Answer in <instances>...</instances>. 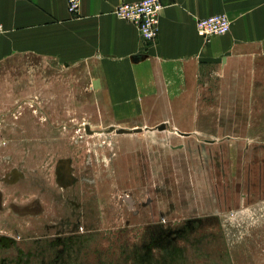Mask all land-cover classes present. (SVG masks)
I'll return each mask as SVG.
<instances>
[{"label":"rangeland","instance_id":"1","mask_svg":"<svg viewBox=\"0 0 264 264\" xmlns=\"http://www.w3.org/2000/svg\"><path fill=\"white\" fill-rule=\"evenodd\" d=\"M75 60L0 63V264H264V90L159 130Z\"/></svg>","mask_w":264,"mask_h":264},{"label":"crops","instance_id":"2","mask_svg":"<svg viewBox=\"0 0 264 264\" xmlns=\"http://www.w3.org/2000/svg\"><path fill=\"white\" fill-rule=\"evenodd\" d=\"M124 1L135 0H82L74 15L67 0H0V63L38 56L66 65L79 58L95 75L117 76L115 90L133 93L121 99L145 101L141 93L149 92L146 106L192 109L187 118L159 121L167 127L204 123L198 108L206 107L205 93H212V106L225 100L232 108L239 106L232 101L243 100L240 93L251 101L264 90L258 80L264 70V0H161L158 37L149 43L135 23L114 14ZM215 13H225L231 29L204 37L196 21Z\"/></svg>","mask_w":264,"mask_h":264},{"label":"built area","instance_id":"3","mask_svg":"<svg viewBox=\"0 0 264 264\" xmlns=\"http://www.w3.org/2000/svg\"><path fill=\"white\" fill-rule=\"evenodd\" d=\"M82 0H67L71 14L80 12ZM164 5L161 0L124 1L117 5L114 14L120 18L135 23L140 34L147 43L157 39L160 29V15ZM231 19L225 13H215L200 17L196 21L198 32L204 37L228 33L231 29ZM5 25L0 21V34Z\"/></svg>","mask_w":264,"mask_h":264},{"label":"water","instance_id":"4","mask_svg":"<svg viewBox=\"0 0 264 264\" xmlns=\"http://www.w3.org/2000/svg\"><path fill=\"white\" fill-rule=\"evenodd\" d=\"M167 127V124L166 123H161L157 126V128L159 130H163ZM85 130L87 133L89 134H92L94 133V130L91 128V125L89 123H86L85 124ZM144 128L142 127H134V128H130V127H123V126H116V125H110L106 131L107 132H112V131H115L117 133H133V132H140V131H143ZM182 134H185V132H183Z\"/></svg>","mask_w":264,"mask_h":264},{"label":"bare ground","instance_id":"5","mask_svg":"<svg viewBox=\"0 0 264 264\" xmlns=\"http://www.w3.org/2000/svg\"><path fill=\"white\" fill-rule=\"evenodd\" d=\"M95 132V131H94Z\"/></svg>","mask_w":264,"mask_h":264}]
</instances>
